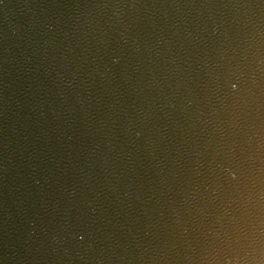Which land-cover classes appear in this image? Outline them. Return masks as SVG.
I'll list each match as a JSON object with an SVG mask.
<instances>
[{
    "label": "water",
    "instance_id": "water-1",
    "mask_svg": "<svg viewBox=\"0 0 264 264\" xmlns=\"http://www.w3.org/2000/svg\"><path fill=\"white\" fill-rule=\"evenodd\" d=\"M0 264H264V0H0Z\"/></svg>",
    "mask_w": 264,
    "mask_h": 264
}]
</instances>
